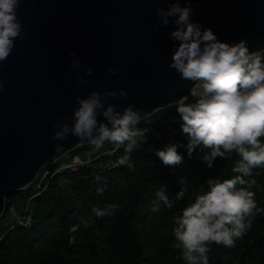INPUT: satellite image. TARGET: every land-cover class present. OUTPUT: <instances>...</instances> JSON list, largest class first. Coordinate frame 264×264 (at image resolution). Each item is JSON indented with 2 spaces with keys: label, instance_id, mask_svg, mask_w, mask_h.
<instances>
[{
  "label": "water",
  "instance_id": "95a60500",
  "mask_svg": "<svg viewBox=\"0 0 264 264\" xmlns=\"http://www.w3.org/2000/svg\"><path fill=\"white\" fill-rule=\"evenodd\" d=\"M172 3L193 8L192 21L221 42L245 39L251 52L264 51V0H21L17 15L27 36L0 62V217L11 194L87 143L72 133L77 96L99 91L104 108L112 104L123 112L132 104L141 119L188 97L193 82L169 67L178 46L171 37L176 18L164 26L156 14ZM105 90L127 95L104 98ZM65 124L67 140H54ZM57 146L63 151L56 153Z\"/></svg>",
  "mask_w": 264,
  "mask_h": 264
},
{
  "label": "clouds",
  "instance_id": "9594fccd",
  "mask_svg": "<svg viewBox=\"0 0 264 264\" xmlns=\"http://www.w3.org/2000/svg\"><path fill=\"white\" fill-rule=\"evenodd\" d=\"M21 0H0V62L11 55L17 39L27 36L22 31V23L17 15ZM194 9L172 3L167 11L158 8L156 14L164 26L169 17H175V30L171 32L178 46L172 54L170 68L176 70L183 80L192 81L190 95L196 97L193 104H186L187 97L176 102V111L183 123L181 130L189 137L188 154L202 145L210 151L204 156L207 167L212 168L217 157L231 159L237 154L241 159L232 171L238 173L232 178H209L208 190L189 203L182 214L175 218L172 234L175 247L181 249L186 264H209L210 245L234 247L252 226V221L264 212L257 206L256 186L253 170L264 167V58L258 52H251L245 39L238 43L221 42L210 28L193 22ZM72 68L78 69L80 61L76 53H70ZM92 69L86 75H92ZM115 75L116 70L109 68ZM77 83H87L84 77H77ZM4 81L0 80V90ZM101 92L93 90L86 98L76 97L78 107L73 111L72 133L77 142L91 143L96 148L105 142L113 147L107 155H114L123 146L124 155L117 159V165H127L131 153L138 147V138L143 140L144 131L135 128L141 120L140 109L133 110L129 104L123 112L109 104L101 103ZM125 97L120 90H105L104 98ZM103 117V119H98ZM58 125H54L56 127ZM67 124L62 132H56L54 140H67ZM96 133L94 135L93 133ZM54 151L60 153L62 146ZM156 155L165 165L182 162L176 145L157 150ZM259 173H257L258 175ZM239 185V187H237ZM184 191L177 193V200ZM159 201L168 208L172 207L168 195L161 189L157 193ZM111 207L115 208V205ZM158 211V205L152 209ZM98 217L109 214L106 209H94ZM70 231H76L73 226ZM73 241L70 240L69 243Z\"/></svg>",
  "mask_w": 264,
  "mask_h": 264
},
{
  "label": "trees",
  "instance_id": "16d2710c",
  "mask_svg": "<svg viewBox=\"0 0 264 264\" xmlns=\"http://www.w3.org/2000/svg\"><path fill=\"white\" fill-rule=\"evenodd\" d=\"M259 55L264 58V51ZM159 110H164L162 118L178 114L176 104ZM149 127L155 126L145 125ZM188 142L182 131L173 137L147 135L143 140L138 138L127 165L58 171L32 200L30 223L26 227L14 225L0 234V264H186L181 249L175 247V218L208 190L209 178L238 175L232 169L241 159L237 154L231 159L217 157L208 168L203 158L210 150L200 145L189 157ZM169 145L177 146L181 163L165 165L156 155ZM122 155L123 146L104 158L117 163ZM245 179L256 180L251 190L257 206L264 209V167L254 169L253 176ZM161 189L172 201L171 208L159 201ZM181 190L184 196L177 200ZM10 205L7 198L5 208L10 209ZM155 205L158 211L152 210ZM95 208L109 214L98 217ZM73 226L74 232L70 231ZM209 247V264H264V212L255 216L251 228L234 247Z\"/></svg>",
  "mask_w": 264,
  "mask_h": 264
},
{
  "label": "rangeland",
  "instance_id": "374dc122",
  "mask_svg": "<svg viewBox=\"0 0 264 264\" xmlns=\"http://www.w3.org/2000/svg\"><path fill=\"white\" fill-rule=\"evenodd\" d=\"M263 52V51H262ZM261 53V52H260ZM259 54V53H258ZM187 99L192 100L195 99L190 94L188 95ZM194 101V100H193ZM164 110H157L156 112L152 113L151 115L141 119L136 125L135 128L143 129L145 125L157 126L159 121L162 118L161 112ZM162 132V129H158ZM112 145L108 142H105L104 146L101 148H96L91 143L83 144L80 148L69 150L59 159H57L54 163L45 167L47 171H55V170H64L67 168H62L67 166L70 163H73V160L77 162L78 166H92L98 167L99 165L94 164H86L96 160L100 161L104 158V155L108 153L111 149H109ZM49 176L42 177V173L37 176L35 181L23 189H20L16 193L11 194L8 197V201L11 202L12 207L18 212L23 213L25 207H29L28 209L31 210L32 208V200L36 196L37 192L46 184H48ZM13 223V215L11 211L5 208L1 217H0V234L4 233L8 228H12Z\"/></svg>",
  "mask_w": 264,
  "mask_h": 264
},
{
  "label": "built area",
  "instance_id": "2783aa9c",
  "mask_svg": "<svg viewBox=\"0 0 264 264\" xmlns=\"http://www.w3.org/2000/svg\"><path fill=\"white\" fill-rule=\"evenodd\" d=\"M186 104H193L195 103V101L192 100H185ZM183 123V121L181 120L179 114L176 115H169L166 116L164 118H162L159 123L157 124V126L155 127H149V128H144L141 129L144 131V137H146L147 135H152L155 138H160L162 137L164 134L168 135L169 137H173L176 136L178 133H180L181 130V124ZM158 129H162V132H160ZM170 146V145H169ZM99 165V167L101 168H106V169H111V168H116L118 165L116 162L112 161V160H105V158H102V160L100 161H93L90 163H86V164H94V165ZM77 162L73 160V163L68 164L67 166H64L62 168H70V167H77ZM59 170H55V171H47L44 169L41 170V172L39 173V175L42 173V177H46L49 176V180L58 172ZM38 175V176H39ZM48 184L44 185L40 190H44L47 187ZM29 207H25L24 212L18 213L12 206L10 207V211L13 215V223H12V227L14 225H19L22 227H26L32 218V211L28 209Z\"/></svg>",
  "mask_w": 264,
  "mask_h": 264
},
{
  "label": "crops",
  "instance_id": "0c3cea01",
  "mask_svg": "<svg viewBox=\"0 0 264 264\" xmlns=\"http://www.w3.org/2000/svg\"><path fill=\"white\" fill-rule=\"evenodd\" d=\"M194 98H195V99H192V101H193V100L196 101L197 98H196V97H194ZM10 206H12V205H10Z\"/></svg>",
  "mask_w": 264,
  "mask_h": 264
}]
</instances>
